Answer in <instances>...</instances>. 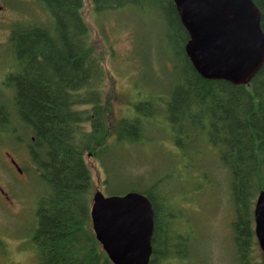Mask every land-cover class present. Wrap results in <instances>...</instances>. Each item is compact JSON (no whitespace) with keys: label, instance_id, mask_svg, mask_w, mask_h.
<instances>
[{"label":"trees","instance_id":"1","mask_svg":"<svg viewBox=\"0 0 264 264\" xmlns=\"http://www.w3.org/2000/svg\"><path fill=\"white\" fill-rule=\"evenodd\" d=\"M31 1L46 21L10 30L4 47L9 60L0 81V138L11 145L13 139L21 142L18 132L29 137L22 142L41 186L26 236L35 263L111 264L91 228L93 181L85 157L100 164L105 195L124 194L114 191V161L129 162L133 152L154 141L149 137L154 128H160L166 139L155 141L169 150L180 151L187 139L213 150L227 180L236 263L264 264L253 222L256 196L264 190V64L245 86L202 79L184 53L188 36L172 0ZM251 1L260 11L264 34V0ZM87 10L94 19L133 13L163 24L166 39L179 43L180 52L169 92L138 95L133 105L131 95L117 98L115 82L103 65L107 52L99 50L84 18ZM97 27L104 36L107 26ZM63 81L69 88L64 93L59 86ZM114 99L129 106L121 116L113 111ZM171 162L188 176L180 158ZM125 180L119 177L118 183ZM142 182L130 191L144 195L154 210L149 264H169L177 258L171 252L188 237L179 227V200L159 192L160 180L146 186ZM169 205L174 207L170 219L162 211Z\"/></svg>","mask_w":264,"mask_h":264},{"label":"rangeland","instance_id":"2","mask_svg":"<svg viewBox=\"0 0 264 264\" xmlns=\"http://www.w3.org/2000/svg\"><path fill=\"white\" fill-rule=\"evenodd\" d=\"M1 6L0 81L9 60L4 47L11 28L46 21L42 11L31 0H3ZM84 18L90 26L92 37L100 42L99 50L107 52L103 65L115 82L117 98L124 99L131 95L129 100L133 105L138 101V95L166 94L174 86L175 74L172 70L180 56L179 43H170L166 39L163 24H158L149 16L137 17L133 13L109 17L105 21L94 19L87 10ZM99 24L107 26L104 36L97 33ZM128 108L113 100V111L117 116L123 115ZM153 131L155 133L149 137L154 141L166 137L160 128ZM20 137L21 142L13 139L11 145L0 138V188L15 201L11 208L0 205V234L5 236L9 249L16 254L13 258L17 264H36L35 255L26 244V236L31 230L30 208L40 184L33 172L35 167L27 155L26 144L22 142L29 137ZM154 141L144 146L142 152H133L129 162L124 159L114 161V191L123 193L135 189L138 180H143L142 186H146L148 181L160 180L159 192L165 195L172 193V197L179 200L178 208L183 214L179 227L181 225L182 234L188 237L186 243L177 244L171 252L177 258L169 264H237L231 241L233 211L226 191L227 180L217 168L218 160L213 150L201 147V144L195 143V139L185 140L180 151L169 150ZM4 152L17 162L23 175H16L6 166ZM176 157L181 159L188 176H184L179 165L172 164ZM85 164L92 176V194L98 190L105 195L100 164L87 156ZM119 177L126 180L118 183ZM190 181L196 184L189 187ZM173 209L170 205L162 207L169 219ZM171 240L174 241L173 234ZM256 256L261 260L259 251Z\"/></svg>","mask_w":264,"mask_h":264},{"label":"water","instance_id":"3","mask_svg":"<svg viewBox=\"0 0 264 264\" xmlns=\"http://www.w3.org/2000/svg\"><path fill=\"white\" fill-rule=\"evenodd\" d=\"M188 40L184 53L207 81L250 83L264 64L260 11L251 0H172ZM92 232L111 264H149L154 210L137 192L91 196ZM254 236L264 255V190L253 208Z\"/></svg>","mask_w":264,"mask_h":264},{"label":"flooded vegetation","instance_id":"4","mask_svg":"<svg viewBox=\"0 0 264 264\" xmlns=\"http://www.w3.org/2000/svg\"><path fill=\"white\" fill-rule=\"evenodd\" d=\"M1 1L0 0V11L2 9L1 6ZM18 66H17V70H18ZM4 69V67H3ZM6 72V71H5ZM4 72V73H5ZM3 160L6 164V166H8V168L10 170H12L16 175H23V171L18 167L17 162L10 157L9 153L4 152L3 153ZM15 201L12 199V197L10 195H8L7 193H5L1 188H0V205L3 207H8L11 208L14 205ZM1 233V232H0ZM15 236V233L13 235V238ZM0 264H17V260H15V258H13L14 253L11 251V249H9V246L5 240V236H2L0 234ZM17 239V238H16Z\"/></svg>","mask_w":264,"mask_h":264},{"label":"bare ground","instance_id":"5","mask_svg":"<svg viewBox=\"0 0 264 264\" xmlns=\"http://www.w3.org/2000/svg\"><path fill=\"white\" fill-rule=\"evenodd\" d=\"M17 64H19V61H18ZM57 77H58V76H57ZM63 77L65 78V77H67V76L64 75ZM76 85H78V84H76ZM59 86L63 88V93H64V91H66L67 89H69V88L66 87V84H65L64 81L61 82V84H60ZM18 134H19L20 136H23V133H22V132H18ZM19 135H18V136H19ZM20 136H19V137H20ZM20 138H21V137H20Z\"/></svg>","mask_w":264,"mask_h":264}]
</instances>
